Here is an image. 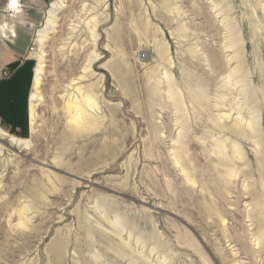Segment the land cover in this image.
Returning <instances> with one entry per match:
<instances>
[{
  "label": "rangeland",
  "instance_id": "374dc122",
  "mask_svg": "<svg viewBox=\"0 0 264 264\" xmlns=\"http://www.w3.org/2000/svg\"><path fill=\"white\" fill-rule=\"evenodd\" d=\"M57 1L0 0V264H264V0Z\"/></svg>",
  "mask_w": 264,
  "mask_h": 264
},
{
  "label": "crops",
  "instance_id": "0c3cea01",
  "mask_svg": "<svg viewBox=\"0 0 264 264\" xmlns=\"http://www.w3.org/2000/svg\"><path fill=\"white\" fill-rule=\"evenodd\" d=\"M11 12L7 10L9 20ZM1 21L0 32L5 34L0 33V122L11 129L27 122L30 114L33 70L21 60L29 47L27 29L11 20Z\"/></svg>",
  "mask_w": 264,
  "mask_h": 264
},
{
  "label": "bare ground",
  "instance_id": "6f19581e",
  "mask_svg": "<svg viewBox=\"0 0 264 264\" xmlns=\"http://www.w3.org/2000/svg\"><path fill=\"white\" fill-rule=\"evenodd\" d=\"M61 3H64V0H58L55 3H52L51 7H50V11H49V21H53L58 14V10L61 8ZM81 20V19H80ZM48 26V25H47ZM50 28V27H48ZM46 30V29H45ZM49 30V29H48ZM46 33V32H45ZM97 71V70H96ZM89 100V99H88ZM81 104V103H80ZM82 105V104H81ZM86 113V112H85ZM77 114V113H76ZM74 119L77 120V118L74 117ZM75 120V121H76Z\"/></svg>",
  "mask_w": 264,
  "mask_h": 264
},
{
  "label": "snow or ice",
  "instance_id": "6c2138e0",
  "mask_svg": "<svg viewBox=\"0 0 264 264\" xmlns=\"http://www.w3.org/2000/svg\"><path fill=\"white\" fill-rule=\"evenodd\" d=\"M11 7L12 8H17V0H11Z\"/></svg>",
  "mask_w": 264,
  "mask_h": 264
},
{
  "label": "built area",
  "instance_id": "2783aa9c",
  "mask_svg": "<svg viewBox=\"0 0 264 264\" xmlns=\"http://www.w3.org/2000/svg\"><path fill=\"white\" fill-rule=\"evenodd\" d=\"M34 49H35L34 46H32V47L30 48L31 51H34Z\"/></svg>",
  "mask_w": 264,
  "mask_h": 264
}]
</instances>
